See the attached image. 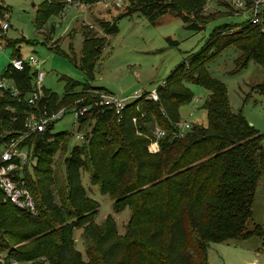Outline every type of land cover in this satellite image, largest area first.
I'll list each match as a JSON object with an SVG mask.
<instances>
[{
    "label": "trees",
    "instance_id": "obj_1",
    "mask_svg": "<svg viewBox=\"0 0 264 264\" xmlns=\"http://www.w3.org/2000/svg\"><path fill=\"white\" fill-rule=\"evenodd\" d=\"M72 1L88 8L103 2ZM127 1L124 14L113 20H96L104 37L96 38L92 30H81L79 67L88 77L92 78L93 67L106 45L105 35L118 32L117 19L121 17L138 12L153 24L160 16L171 13L193 30H202L214 19L211 13L202 14L207 0ZM211 3L226 6L225 14H236L224 0ZM65 4L66 0H44L34 18L38 31H44L43 25L50 17L62 14ZM8 11L7 6L0 5V19ZM260 19L258 24L246 20L215 26L205 46L178 64L157 87V101L142 95L127 104L121 116L103 109L79 118L78 130L83 131L84 140L65 159V180L58 181L57 188L51 167L53 153L57 146L63 153L73 134L45 131L34 135L31 143L36 162L33 174H27V186L38 214L0 203V229L7 232L0 236V252L5 251L17 261L37 260L36 264H43L40 257L56 264L51 260L54 249L65 264H208L211 243L239 244L251 238L262 239L264 224H252L250 228L248 223L257 189L260 183L264 184V135L241 112L232 110L224 83L206 68L228 46L239 51L234 71L246 68L251 60L264 68V7ZM53 29L51 26L50 31ZM12 56L20 57L19 51L15 49ZM9 68L10 63L5 74ZM11 77L24 94L32 89L29 66L22 71L13 70ZM184 83L209 91L203 106L207 124H192L185 135L175 137L173 125L180 121L179 108L193 98ZM78 86H89L96 92L90 100L76 101L77 106L89 104L102 92L108 93L102 87L68 79L62 97L43 87L42 102L51 109L67 106L81 93L76 91ZM250 92L264 97V81L252 85ZM7 102L18 112L29 109L25 102ZM9 116L8 112L0 113V134L10 126ZM134 116L167 130L159 141L158 153L150 154L148 139L136 134ZM86 121L88 126L95 124L90 136L82 130ZM142 121L138 127L144 132ZM80 170L89 173L90 182L98 185L101 193L114 199V212L126 207L131 210L124 234L118 235L109 215L102 225L93 223L97 204L86 195ZM57 193L61 195L59 201ZM75 228L83 229L87 261L72 249L71 234ZM56 229L63 234L55 239L57 247L51 238ZM9 240L25 242L22 251L8 250Z\"/></svg>",
    "mask_w": 264,
    "mask_h": 264
},
{
    "label": "rangeland",
    "instance_id": "obj_2",
    "mask_svg": "<svg viewBox=\"0 0 264 264\" xmlns=\"http://www.w3.org/2000/svg\"><path fill=\"white\" fill-rule=\"evenodd\" d=\"M43 1L0 0V5L7 6L9 10L6 13L3 12L4 17L0 19V76L4 74L8 64L11 63L15 49L19 51L22 59L34 55L40 63L39 70L44 74L41 85L58 97L63 96L68 79L102 87L116 97L132 96L135 92H138L139 95H146L147 92L156 90L162 85L171 71L190 54L201 50L215 26L224 23H242L249 18L247 12L233 15L225 14L226 6L217 3L212 4L208 0L204 4L202 14L211 13L214 19H210L202 30L185 27L182 18L171 13L160 16L153 24L142 14L131 13L117 19L118 32L116 34L105 35L106 45L96 60L91 78L79 67L83 41L81 30L84 28L88 32L92 30L94 32L92 35L95 34L96 38L104 37L96 20H113L126 12L123 8L129 2L124 0V6L118 9L105 7L103 3L99 2L89 8L88 6H78L65 9L62 14L50 17L43 25L44 31L40 32L34 26V18ZM263 7L264 3L262 4ZM3 23L8 24V29L5 31L1 29ZM51 26L54 27L53 31H50ZM238 55L239 51L235 46H228L210 61L206 68L211 76L224 83L232 110L241 112L250 125H253L264 135V97L250 92L252 85L264 81V68L251 60L246 68L236 72L234 70ZM30 70L31 76H33L34 67H31ZM184 84L191 90L193 98L192 101L179 108L180 121H186L190 125H206V110L203 106L209 96V91L197 84ZM79 90L81 93L73 97L72 103L67 104V106H74L78 99L90 100L96 92L89 86H84L82 89L78 86L76 91ZM195 98H197L196 101ZM129 100L133 99L130 98ZM141 121L139 118L134 123L136 134L145 136L148 141L157 127L163 129L153 121L145 120L142 121V127L146 131L142 132L138 127ZM87 123L88 121L84 122L82 130L88 131L87 134L90 136V131L95 124L91 123L88 126ZM77 126V119L71 110H67L64 116L57 120L53 126V132L67 131L73 134L68 139L63 153L58 146L53 153L51 167L56 178L54 179V187L56 188L58 181L65 180L63 178L66 174L65 159L74 146L83 142L82 139L75 138L79 132L81 135L83 134V131L77 130ZM98 128L102 129L100 126ZM61 139V142L65 141L64 137ZM29 172L33 174L32 169ZM80 179L86 195L97 204L93 223L102 225L109 215L114 220L118 235L124 234L131 210L126 207L120 212H114V199L101 193L98 185L90 182L87 171L80 170ZM57 197L59 201L61 195L57 193ZM252 210L253 216L248 226L256 223L264 224L263 183H260L257 189ZM82 232V228L72 230V249L78 251L82 259L87 261L85 256L87 243ZM6 233L0 229V236L6 235ZM61 237H63L62 232L56 229L51 237L56 247L59 245L55 239ZM24 243H14V241L9 240L10 245L7 248L8 250L15 248L22 251ZM245 243L261 246L264 249V237L262 239L251 238L245 240ZM58 254L57 249L52 250L51 260H55L56 264H65ZM39 260L43 264H49L45 257H40ZM36 262L38 261H17L11 259L5 251L0 252V264H36Z\"/></svg>",
    "mask_w": 264,
    "mask_h": 264
},
{
    "label": "built area",
    "instance_id": "obj_3",
    "mask_svg": "<svg viewBox=\"0 0 264 264\" xmlns=\"http://www.w3.org/2000/svg\"><path fill=\"white\" fill-rule=\"evenodd\" d=\"M211 1V0H208ZM229 4L236 14L247 12L249 22L258 24L261 19L262 4L264 0H224ZM105 7H114L116 9L124 6V0H103ZM82 6L79 2L66 0L65 8ZM3 31L8 29V24L1 25ZM1 51V49H0ZM40 63L34 55H29L27 59L13 57L7 74L0 76V113L8 112L10 114V126L4 129L0 134V203H11L21 211L37 215L36 203L27 186V174L33 170L36 162V156L33 153V144L31 143L34 135L45 131H53V126L57 120H60L67 110H71L77 119V130L79 127L78 119L85 117L88 112L109 109L116 116H121L122 110L127 104L144 95L145 98L157 101V90L147 92L146 95H139L135 92L132 96L116 97L111 93H100L96 98H92L89 104L61 106L59 108H48L47 102L43 101V86L41 82L44 74L39 70ZM26 66L34 67L35 72L32 76V89L24 94L15 84L11 77L12 71H22ZM133 100H129V99ZM7 99L16 102H25L29 109L18 112L17 109L7 102ZM197 98H195V101ZM82 102V99L76 103ZM137 117L132 118L136 122ZM1 122V118H0ZM173 134L175 137H182L191 128L190 123L178 121L174 125ZM79 131V130H78ZM165 136V131L156 128L153 136L149 138L147 150L150 153L160 151L159 141ZM76 139L84 140V135L79 132L75 135ZM52 140V138H51Z\"/></svg>",
    "mask_w": 264,
    "mask_h": 264
},
{
    "label": "crops",
    "instance_id": "obj_4",
    "mask_svg": "<svg viewBox=\"0 0 264 264\" xmlns=\"http://www.w3.org/2000/svg\"><path fill=\"white\" fill-rule=\"evenodd\" d=\"M208 264H264V249L245 241L213 243L208 248Z\"/></svg>",
    "mask_w": 264,
    "mask_h": 264
}]
</instances>
